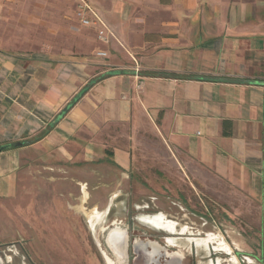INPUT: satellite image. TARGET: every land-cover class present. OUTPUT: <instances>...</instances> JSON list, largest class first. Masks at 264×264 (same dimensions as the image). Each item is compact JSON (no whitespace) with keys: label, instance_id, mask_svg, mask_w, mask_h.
Wrapping results in <instances>:
<instances>
[{"label":"crops","instance_id":"0c3cea01","mask_svg":"<svg viewBox=\"0 0 264 264\" xmlns=\"http://www.w3.org/2000/svg\"><path fill=\"white\" fill-rule=\"evenodd\" d=\"M87 1L109 44L79 23L75 51L0 43V200L27 164L49 181L69 176L84 207L107 197L108 213L167 162L209 193L240 195L250 247L241 254L220 232L230 249L220 259L264 264V0Z\"/></svg>","mask_w":264,"mask_h":264},{"label":"rangeland","instance_id":"374dc122","mask_svg":"<svg viewBox=\"0 0 264 264\" xmlns=\"http://www.w3.org/2000/svg\"><path fill=\"white\" fill-rule=\"evenodd\" d=\"M1 1L0 43L5 47L75 51V42L84 35L75 20V0ZM49 174L42 167L24 164L16 193L0 200L2 264H111L97 240L99 226L111 222L125 225L130 216L133 222L145 224L140 220L142 215L158 213L179 223L178 230L187 227L186 232H177L187 238L212 233L224 242L217 234L228 231V242L237 244L241 254L250 247V231L245 230L240 213V195L217 185L209 193L196 178L190 174L186 177L181 171L177 174L167 162H158L157 183H132L131 195L114 198L95 234L79 209V186L66 175L67 181L62 184L56 178L49 181ZM94 201L97 199L90 197L85 208L90 209ZM98 201V209L103 211L109 199ZM217 253L216 259L229 258L220 255L222 251Z\"/></svg>","mask_w":264,"mask_h":264},{"label":"flooded vegetation","instance_id":"af4514ba","mask_svg":"<svg viewBox=\"0 0 264 264\" xmlns=\"http://www.w3.org/2000/svg\"><path fill=\"white\" fill-rule=\"evenodd\" d=\"M98 229L97 240L104 248V255L106 254L111 264H206L208 262L215 264L218 259L216 255L219 251L214 250L210 244L204 250L199 251L194 243L189 245L173 243L172 239L183 240L187 236L157 229L147 223L133 222L131 216L125 225H120L118 222L104 223ZM115 234L125 236V239L108 242V238ZM225 253H220V255L223 256ZM234 253L237 254V252ZM2 262L0 258V264ZM29 264L34 263L29 261Z\"/></svg>","mask_w":264,"mask_h":264},{"label":"bare ground","instance_id":"6f19581e","mask_svg":"<svg viewBox=\"0 0 264 264\" xmlns=\"http://www.w3.org/2000/svg\"><path fill=\"white\" fill-rule=\"evenodd\" d=\"M87 196H88L87 191L84 189L83 195L81 197L82 203H84L87 200ZM79 209L80 211H82V213H84L87 219V223L89 224V228L92 230L93 234H95V228L99 222L103 221L104 216L107 215L106 214L107 210L105 209L103 211H100L96 207L87 209L82 204L79 206ZM140 220L144 223L150 224L151 226L157 229H161L167 232L184 233L187 231V227L185 226H183L180 230H178L177 227L179 226V223H177L176 221L172 219H169L163 213H158L155 215H142L140 217ZM171 242L182 243L185 245L194 243L197 249H199V251L207 248L209 244H212L214 250L222 251V252L230 251L228 244L222 242L215 234H212V233H207L204 237H190L185 240L176 238V239H172ZM206 264H210V263L208 262ZM217 264H224V263L220 258H218Z\"/></svg>","mask_w":264,"mask_h":264},{"label":"built area","instance_id":"2783aa9c","mask_svg":"<svg viewBox=\"0 0 264 264\" xmlns=\"http://www.w3.org/2000/svg\"><path fill=\"white\" fill-rule=\"evenodd\" d=\"M75 17L81 26L93 28L96 33V38L99 41L109 44L111 39L115 37L112 29L87 0L77 1ZM95 55L98 57H106L107 52L104 50H97Z\"/></svg>","mask_w":264,"mask_h":264},{"label":"water","instance_id":"95a60500","mask_svg":"<svg viewBox=\"0 0 264 264\" xmlns=\"http://www.w3.org/2000/svg\"><path fill=\"white\" fill-rule=\"evenodd\" d=\"M23 145V142H14L11 144L12 147H20ZM108 242H118L125 239V236H120L119 234H115L114 236L108 238Z\"/></svg>","mask_w":264,"mask_h":264}]
</instances>
